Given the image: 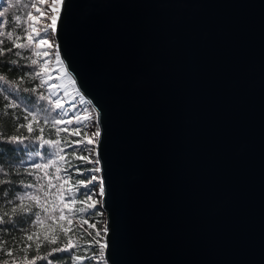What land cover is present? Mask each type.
<instances>
[{
    "label": "water",
    "instance_id": "95a60500",
    "mask_svg": "<svg viewBox=\"0 0 264 264\" xmlns=\"http://www.w3.org/2000/svg\"><path fill=\"white\" fill-rule=\"evenodd\" d=\"M55 38L108 264H264V0H63Z\"/></svg>",
    "mask_w": 264,
    "mask_h": 264
},
{
    "label": "trees",
    "instance_id": "16d2710c",
    "mask_svg": "<svg viewBox=\"0 0 264 264\" xmlns=\"http://www.w3.org/2000/svg\"><path fill=\"white\" fill-rule=\"evenodd\" d=\"M27 14V8L24 10L22 7L13 6V3L8 4L0 25V48L4 49V54L0 55V75L5 77V80H0V131L3 133L0 136V168L3 169V172H0V214L5 211L10 213L4 217L6 222L0 224V261L8 264H29L39 256L41 258L35 259V264H48L49 260L53 261V264H76L71 257L79 255L82 257V264H108L105 259L106 248H102V245L106 244L105 237L104 243H100L103 241L101 232L103 234L107 223L104 210L100 207L90 209L81 203L85 194H89L85 190L77 195L66 191L69 167L85 171L90 166L78 160L74 151L66 147L72 143L71 133L61 130L57 134V128L64 129L62 123L55 127L52 125L54 119L62 121L60 111L55 107L58 99L43 79L44 63L40 55L34 54L39 53L34 41L23 49L15 48L12 42L19 36L17 42L28 44L23 32L25 28L30 31ZM9 35L12 39H9ZM32 59L37 60L36 65L31 64ZM36 73L40 75L36 76ZM29 113H32L37 121L33 123L34 130L31 133L27 132L26 128L19 127L21 124L32 122ZM40 128L44 129V139L60 140L59 148L64 151L57 154L58 148L38 140L37 137L41 135ZM83 132L86 139L91 138L89 131L83 128L80 136ZM13 135H24L29 139H24L23 143L6 142V138ZM60 156L65 158L61 160ZM37 164H47L49 167L37 169ZM71 172L70 182L77 181H72L75 176L85 182L89 179L86 172L83 176ZM28 184L33 187H26ZM25 194L39 197V204L27 198L23 201L16 199L17 196L23 197ZM73 199L77 202L72 205L73 211L70 212L68 208H64V204H71ZM20 204L30 211L18 208L16 213H11V209ZM61 208L65 220L59 219ZM80 208H84V211H78ZM37 215L42 223H36ZM68 220H72L71 225L67 223ZM85 220L87 223H83ZM61 225L69 230L65 233L61 230ZM33 232L39 234V240L34 237L32 241H27L26 236ZM46 234L48 240L44 239ZM53 236L56 237V243L49 242ZM69 238L78 247L47 255L51 249L66 244ZM37 243L41 245L38 252ZM8 252H11L12 256H8ZM25 256L27 261L24 260ZM93 256L95 259H89Z\"/></svg>",
    "mask_w": 264,
    "mask_h": 264
},
{
    "label": "rangeland",
    "instance_id": "374dc122",
    "mask_svg": "<svg viewBox=\"0 0 264 264\" xmlns=\"http://www.w3.org/2000/svg\"><path fill=\"white\" fill-rule=\"evenodd\" d=\"M33 2L37 3V6L41 9V11L46 13V16L41 17L38 12L35 11V9L31 6L30 0H0V13L2 15L4 14V11H7L8 4L13 3V6L15 7H22L24 10L27 8L28 13L31 12L33 16H36L40 23H37L36 21L29 19V27L31 31L32 26L36 27H42L43 25L50 24L51 20L48 19L49 16H59V11L61 5L58 6V12H52L51 11V4L52 0H48L47 3H39V0H33ZM0 15V25L3 20V16ZM50 39L49 43L52 45V47H48L47 45L42 47H36L38 52L40 53V56L42 58V62L44 63L43 68V79L48 84L49 88L51 89L53 95L56 96V98L60 101V103L63 105L62 108H58L60 111V116L62 118V126L64 129H68V132L72 134V130L74 129H86L89 131V134L91 136L90 139L93 140V143L89 144L87 141L89 139H86L83 134L79 135H73L71 139V144H67L66 147H70L74 153L76 154L77 158L79 156H84L87 159H79L80 161H83L86 165H89L90 168H87L85 171L77 168V170H74L72 166L69 167V172L67 173V186L66 191L67 193H74L77 195L82 190H85L87 193H89L92 196V203L96 204V207L101 208L102 200L101 196L99 195V182L101 181L100 178V171L95 172L92 171L94 168H100L99 164L95 163V159H97L96 150H97V143H98V137H94V133L97 130V115L93 107L90 105V103L84 98V96L80 93L78 88L76 87L75 82L71 78V76L68 74L62 59L60 57V53L57 47V41L55 38V31H52L49 29ZM39 40V37L34 38V45H36V42ZM47 52L48 55L45 56L43 53ZM57 57L59 59H57ZM66 113V115H65ZM64 121H71V123H65ZM93 161V162H89ZM77 173L76 175L83 176L84 173H87V176L90 178L96 177L97 179L92 181L91 184H88L87 187L84 185H77V181H83L78 180L77 176L72 178V181L75 179L76 182H70V175L72 172ZM88 179V180H89ZM87 180V181H88ZM86 181V182H87ZM71 189V191H69ZM102 209V208H101ZM85 227V226H84ZM86 229L88 227H85ZM107 231H104L103 234L101 232V236L103 237V241L101 240L100 243H104V237L106 241V235ZM106 264V263H105Z\"/></svg>",
    "mask_w": 264,
    "mask_h": 264
},
{
    "label": "snow or ice",
    "instance_id": "6c2138e0",
    "mask_svg": "<svg viewBox=\"0 0 264 264\" xmlns=\"http://www.w3.org/2000/svg\"><path fill=\"white\" fill-rule=\"evenodd\" d=\"M47 2H48V0H39V3H47ZM30 3H31V6L35 9L36 12L39 13V15L41 17L46 16V13L43 12V11H41V9L37 6V3L36 2H33V0H30ZM62 3H63V0H52L51 11L54 12V13L55 12H58V6L61 5ZM0 15H2V13H0ZM27 17L30 20H33V21H36L37 23H40L39 20H38V18L36 16H33V14L31 12H29L27 14ZM17 19H19V17ZM48 19L51 20V23L50 24L43 25L42 27L32 26L31 27V31H29L28 28H25L23 30V32H24V35L26 36V39H27L28 44L26 45V44L17 42L19 40V38H20L19 36H17L16 40H13L12 41L14 47L15 48H21V49H23V48H25L27 46H30V45H32L33 40H34L35 37H39V40L36 42V45H35L36 47H42V46H45V45H47L48 47H52V45L49 43V39L51 37H50V35L48 33H49V29H51L52 31H55L56 30V26H57V16H49ZM9 39H12L11 35H9ZM0 43H2V42H0ZM10 50L11 49H9V51ZM3 54H4V49L0 48V55H3ZM34 54L37 55V56L40 55L39 53H34ZM17 55H19V53H17ZM43 55L47 56L48 53L45 52V53H43ZM57 59H59V58L57 57ZM31 64L32 65H36L37 64V60L36 59H32L31 60ZM39 75H40V73H36V76H39ZM0 80H5V77L2 76V75H0ZM13 107H15V105H13ZM55 107L62 108L63 105L60 103L59 100H57L55 102ZM65 115H66V113H65ZM29 116L32 117V122L28 123L27 125L21 124V125H19V127L20 128H26L27 129V132L31 133L34 130L33 129V123H35L37 121H36V117L33 116L32 113H29ZM64 122L65 123H69V124L71 123V121H64ZM60 123H62V121L61 120H58V119H54L52 121L53 127H55L56 125H58ZM61 130L68 131V129H66V128L65 129H59V128H57L56 129L57 134H59V132ZM80 131H81V129H74V130H72V134L73 135H79L80 134ZM39 132L41 133V135L37 137L38 140H41L44 144L51 145L53 147L58 148V153L57 154H59V153H61V152L64 151L63 148H59V145L61 143L60 140H47V139H44L43 138V135H42L43 132H44V129L43 128H40L39 129ZM2 135H3V133H2V131H0V136H2ZM93 135H94V137H99L100 132L99 131H96ZM24 139H29V137L24 136V135H20V136L13 135V136L7 137L6 138V142H19V143H23ZM87 142L89 144H91V143H93V140L92 139H89ZM37 155H38V153H37ZM59 158L61 160H63L65 157L64 156H60ZM78 158L79 159H82V160L87 159L84 156H79ZM89 162H93V161H89ZM94 162L98 164L99 163V160L96 159ZM53 163H54V161H53ZM35 167L37 169H41V168H47V167H49V165H47V164H45V165L37 164V165H35ZM100 170H101L100 168H94V169H92V171H95V172H99ZM0 172H3V169L2 168H0ZM96 179H97L96 177H92L87 182H85V181H77L76 183H77V185H81L82 184L85 187H87L88 184H91L92 181H94ZM26 187L31 188V187H33V185L28 184V185H26ZM69 191H71V189H69ZM98 194L99 195H103L104 194V188H103V181L102 180L99 182V193ZM25 198L30 199V200H33L37 204H39V197L34 196V195L25 194V196H23V197L22 196H17L16 197V199L21 200V201H23V199H25ZM92 199L93 198H92V196L90 194H85V198L83 200H81V203L82 204H86L87 207L90 208V209H94L96 207V204L95 203H90L92 201ZM76 202L77 201L75 199H73L71 201V204H64V208H68V210L71 212V211H73L72 205H74ZM18 208H22L24 211H30L29 208H25L22 204H20V205H17L16 207H13L11 209V213H13V214L16 213ZM45 211H46V209H45ZM60 211H61V215H60L59 219L60 220H65L66 217L63 214V208H61ZM78 211L83 212L84 211V208H80V209H78ZM9 215H10V213L7 212V211H5L2 214H0V224L5 223L6 221H5L4 217L5 216H9ZM36 223L37 224L42 223V221L40 220V217L38 215L36 216ZM67 223L69 225H71L72 224V220H68ZM83 223H87V221L85 220V221H83ZM60 227H61V230L64 231L65 233L69 230V229L65 228L63 225H61ZM92 227H94V225H92ZM104 231H107V228H105ZM97 235H99V232H97ZM34 237H35V239L37 241L39 240V234L38 233H35V232H33L31 234H28L26 236V240L27 241H32L34 239ZM44 239L45 240H48L49 239L48 236H47V234L45 235ZM49 242L50 243H56V237L53 236ZM96 243H99V241H96ZM40 246H41L40 243H37L36 244V250H37V252H38ZM28 247H31V245H28ZM76 247H78V245L74 244L72 242L71 238H69L66 244H64L63 246H61L59 248L51 249L48 252L47 255H52V253H54V252L69 251V250H71L73 248H76ZM106 247H107V244L102 245V248H106ZM26 251H27V249H25V252ZM7 255L8 256H12V253L11 252H8ZM37 258H41V257H39V256L35 257L32 261L29 262V264H35V259H37ZM71 259L73 261H75L76 264H82V257L79 256V255H74V256L71 257ZM89 259H95V256L89 257ZM24 260L27 261V256L24 257ZM0 264H8V262L0 261ZM48 264H53V261L49 260L48 261Z\"/></svg>",
    "mask_w": 264,
    "mask_h": 264
}]
</instances>
